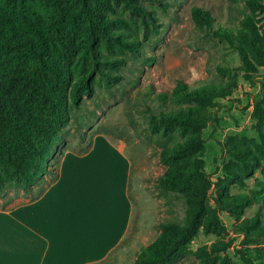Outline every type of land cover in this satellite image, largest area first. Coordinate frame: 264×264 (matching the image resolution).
Masks as SVG:
<instances>
[{
  "label": "rangeland",
  "instance_id": "obj_1",
  "mask_svg": "<svg viewBox=\"0 0 264 264\" xmlns=\"http://www.w3.org/2000/svg\"><path fill=\"white\" fill-rule=\"evenodd\" d=\"M255 1L264 6V0ZM139 3L146 8L145 19L132 15L125 7H115L114 14L127 23L123 33L134 41V47L121 52L103 50L102 54L116 56L118 61L114 66L100 65L89 94H84L79 104L69 109L70 123L63 130L64 153H80L89 146L91 138L102 135L121 146L131 162L129 194L133 211L126 244L95 264H132L141 246L159 233L160 222H185L184 197L161 190L157 180L164 171L159 162L160 151L186 138V134L174 126L152 133L148 123L151 113L190 105L158 99L178 81L190 88L208 84L229 88L230 92L228 97L218 100L217 106L207 108L212 121L201 131V160L214 185L208 192L201 225L188 249L194 252L222 243L226 249L213 255L214 264H264V235L245 239L246 232L250 234L264 227V206L254 202L237 209L223 208L226 200L264 190L263 159L252 173H240L234 179L223 172L225 166L235 164L224 151V144L234 141L257 155L254 144L259 138L252 112L255 101L263 99L264 65L251 59L254 69L247 71L236 44L243 42L239 31H246L245 20L254 24L264 42V11L251 7L246 0H140ZM194 6L209 11L213 28L233 33L237 38L234 44L195 27L191 15ZM77 127L85 131L86 140L78 137ZM55 160L51 162L59 166ZM44 188L46 183L28 193L8 190L0 198V207L9 208L34 199ZM214 216L223 229L206 227ZM245 220H252L253 224ZM242 255L250 263H245ZM178 264L200 263L187 254Z\"/></svg>",
  "mask_w": 264,
  "mask_h": 264
},
{
  "label": "trees",
  "instance_id": "obj_2",
  "mask_svg": "<svg viewBox=\"0 0 264 264\" xmlns=\"http://www.w3.org/2000/svg\"><path fill=\"white\" fill-rule=\"evenodd\" d=\"M139 1L0 0V198L11 189L28 193L41 183L47 188L58 179L59 166L51 161L56 159L59 165L64 154L61 145L63 130L70 123L69 109L89 94L101 64L114 66L118 61L116 56L102 54L103 50L121 52L133 49L135 44L123 33L127 23L114 14L115 7H125L145 19L148 14ZM246 2L264 11L255 0ZM191 15L198 29L204 28L230 44L237 39L231 32L213 28L208 10L194 6ZM244 26L246 31H239L243 44L236 45L242 65L250 71L254 69L251 59L264 65V42L251 21L245 20ZM229 93V88L221 86L190 88L178 81L169 93L158 96L161 102L190 103L148 117L152 133L174 126L186 134V138L160 151L164 171L157 180L161 190L184 197L186 218L183 224L160 222L159 233L141 246L132 264H178L187 254L200 264H214L213 255L226 249L225 244L215 243L191 252L188 245L201 225L208 192L214 185L201 160V131L212 121L207 108L217 106L218 100ZM252 118L259 138L254 144L257 155L234 141L224 144V151L235 163L223 168L229 178L252 173L260 159L264 160V95L255 101ZM75 131L81 140L87 139L85 131L78 127ZM93 138L78 155L91 149ZM254 202L264 206V190L226 200L223 208L237 209ZM245 222L253 224L252 220ZM206 225L223 229L216 216ZM245 234L247 240L248 236L264 235V227ZM125 238L113 252L126 244ZM242 258L250 263L244 255Z\"/></svg>",
  "mask_w": 264,
  "mask_h": 264
},
{
  "label": "crops",
  "instance_id": "obj_3",
  "mask_svg": "<svg viewBox=\"0 0 264 264\" xmlns=\"http://www.w3.org/2000/svg\"><path fill=\"white\" fill-rule=\"evenodd\" d=\"M131 162L102 135L65 152L58 179L27 202L0 207V264H95L125 238L132 217Z\"/></svg>",
  "mask_w": 264,
  "mask_h": 264
}]
</instances>
